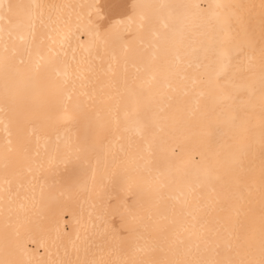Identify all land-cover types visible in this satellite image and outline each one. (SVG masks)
Instances as JSON below:
<instances>
[{"label": "bare ground", "instance_id": "bare-ground-1", "mask_svg": "<svg viewBox=\"0 0 264 264\" xmlns=\"http://www.w3.org/2000/svg\"><path fill=\"white\" fill-rule=\"evenodd\" d=\"M0 4V264H259L264 0Z\"/></svg>", "mask_w": 264, "mask_h": 264}, {"label": "snow or ice", "instance_id": "snow-or-ice-1", "mask_svg": "<svg viewBox=\"0 0 264 264\" xmlns=\"http://www.w3.org/2000/svg\"><path fill=\"white\" fill-rule=\"evenodd\" d=\"M3 5L0 4V8H2ZM15 7H20V5H16ZM134 8L136 7V5L133 6ZM13 6L9 5L8 11L11 12L12 11ZM121 23V21H116L114 22V24L112 25L113 28L117 27L119 24ZM259 264H264V252H262V258L259 261Z\"/></svg>", "mask_w": 264, "mask_h": 264}]
</instances>
